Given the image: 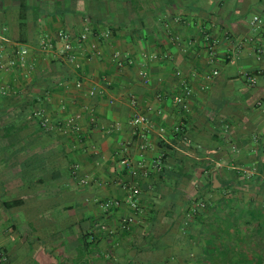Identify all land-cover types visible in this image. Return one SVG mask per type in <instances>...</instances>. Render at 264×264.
Returning a JSON list of instances; mask_svg holds the SVG:
<instances>
[{"label": "crops", "instance_id": "1", "mask_svg": "<svg viewBox=\"0 0 264 264\" xmlns=\"http://www.w3.org/2000/svg\"><path fill=\"white\" fill-rule=\"evenodd\" d=\"M86 26L113 35L82 44ZM61 32L72 36L77 65L65 59ZM19 47L29 55L0 69L11 88L0 110L33 96L35 84L36 116L50 130L30 139L23 158L0 150V264H264V0H0V63ZM177 71L194 91L185 113L171 102ZM132 97L154 125L142 157ZM71 119L80 131L66 126ZM126 155L144 164L143 214L127 234L109 235L101 225L134 215ZM76 166L88 185L71 177ZM12 201L23 204L6 210ZM108 201L121 204L107 210Z\"/></svg>", "mask_w": 264, "mask_h": 264}, {"label": "built area", "instance_id": "2", "mask_svg": "<svg viewBox=\"0 0 264 264\" xmlns=\"http://www.w3.org/2000/svg\"><path fill=\"white\" fill-rule=\"evenodd\" d=\"M262 20L260 19V17L255 16L253 21H252V25L253 27H257L259 28L262 24ZM165 27L168 29L169 25L168 23H165ZM112 33L111 31H102L98 34H96L93 29L90 26H86L83 30V32L81 33L80 37H79V41L83 44L86 43L92 39H110L112 37ZM59 38L61 40H63L66 45H65V59L66 61H68L69 63L73 64V65H77V62L79 60V55L78 52L75 50V47L72 45L71 41H72V36L68 33H59ZM207 39H210V37L207 36ZM41 49L44 52H49L53 49V43L51 40H43L41 42ZM29 55V50L25 47H19L17 49H13L12 53L10 52V55H8L6 61L1 60L0 63V69L2 71H10L11 69H15L18 66H22L25 65L26 63V59L27 56ZM122 56V54L120 52L115 53V58L120 59ZM153 59H158V55H155L154 57H152ZM142 77L147 80L148 79V75L146 72H141ZM219 75V71L218 70H213L212 73L206 75L205 77V81H211L213 80L215 77H217ZM176 77L178 79V87L180 89L179 93H177L176 95H174L171 99L172 104L174 105V107L179 111V112H189L191 109V98L193 97L194 91L193 88L189 82V80L183 75L182 72L177 71L176 72ZM244 77L246 78V80L250 83V84H256V77L253 76L252 74L246 73L244 75ZM76 87L79 89L82 87V83L77 82L76 83ZM11 88L4 84V85H0V94L3 96H7L10 92ZM130 105L134 110L133 116L131 117L129 124L130 126H132L135 130H139L140 132V138L141 141L138 144V151L142 157L143 153L148 149V142H147V138L149 137L151 131L153 130V123L151 121V119L149 118V116L144 113L139 106V103L137 101V99L135 97H132L130 99ZM258 106L263 107L264 103L262 102H258ZM37 116L40 119V125L42 128H44L45 130H50V125L48 123V120L45 119L43 112H38ZM66 126L76 132L80 131V126L77 125L76 122H74L73 119L69 120L66 124ZM181 126H176L175 130L178 132L180 131ZM161 131H163V129H161ZM120 163L127 167L129 170V175L132 178L131 182H129L128 187H127V197H126V202L130 205L131 209L134 211V215H129L127 216L120 224V226L118 228H116L115 226H111L108 224H104L100 226V230H102L103 232L108 233L109 235H115L118 231H130L132 226L134 225V223L137 220V217L142 216L143 214V210L140 206V194H141V190L139 187V184L137 182L138 179L141 178L143 172H142V168L144 167L143 161L139 162L137 165H133L131 160L129 159V157L126 155L125 157H121L120 159ZM155 167L160 171L162 169V162L158 161L155 164ZM254 169L249 170V169H243L242 172H244V174L246 175V177L250 178L253 176L254 174ZM73 175L75 177V179L79 180V184L82 186H86L90 183V180L88 178H81L78 175V166L75 167L74 171H73ZM120 202L119 201H108L105 203V207L107 210L112 209L113 207H118L120 206ZM200 208H205L206 204L205 203H201L199 204ZM196 212V210H195ZM111 256V253H109ZM5 259V258H4Z\"/></svg>", "mask_w": 264, "mask_h": 264}, {"label": "trees", "instance_id": "3", "mask_svg": "<svg viewBox=\"0 0 264 264\" xmlns=\"http://www.w3.org/2000/svg\"><path fill=\"white\" fill-rule=\"evenodd\" d=\"M21 22V25L24 26L26 23L25 16L21 17ZM34 86L35 84L26 90L30 94H33V96H27L26 93L25 96L12 97L13 105L0 110V150H5L6 155L21 154L23 158L26 152L25 148L29 147L30 139L38 132H44L45 130L41 127L39 118L36 116V104L41 96L36 93L34 94ZM38 149L39 147L33 148L31 151L37 154ZM211 169V166L207 168V170ZM73 171L74 169L71 172V177L75 178ZM44 180L37 179L40 183H44ZM197 180L198 178L194 182ZM21 204H23V201L4 202L3 207L6 210H10ZM122 233L127 234L128 232L123 231Z\"/></svg>", "mask_w": 264, "mask_h": 264}, {"label": "rangeland", "instance_id": "4", "mask_svg": "<svg viewBox=\"0 0 264 264\" xmlns=\"http://www.w3.org/2000/svg\"><path fill=\"white\" fill-rule=\"evenodd\" d=\"M241 172H242V171H241ZM241 172H240V173H241ZM243 174H244V173H243ZM247 178H248V177H247ZM248 179H249V178H248Z\"/></svg>", "mask_w": 264, "mask_h": 264}]
</instances>
